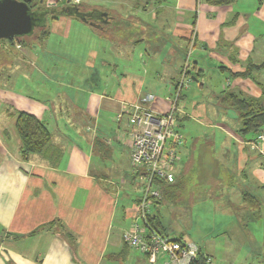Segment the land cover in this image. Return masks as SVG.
I'll return each instance as SVG.
<instances>
[{
    "label": "crops",
    "instance_id": "1",
    "mask_svg": "<svg viewBox=\"0 0 264 264\" xmlns=\"http://www.w3.org/2000/svg\"><path fill=\"white\" fill-rule=\"evenodd\" d=\"M106 1L101 6L84 3L87 21L76 15L51 17L48 35L58 33L63 43L70 42L55 54L71 65L50 62L39 49H10V61L0 64L5 71L0 77V264L167 262L165 256L150 262L140 251L124 248L123 232L140 222L135 210L141 180L130 164L127 117L116 115L135 104L165 111L188 50L191 80L178 102L175 129L181 132L186 120L193 119L202 129L190 130V139L197 135L217 155L204 160L184 143L186 159L177 158V167L175 162V182L190 172L203 177L207 169L204 179L222 189L217 166L226 162L238 184L233 186L236 199L227 195V202L217 206L216 213L223 216L215 223L213 239L188 241L210 257L209 264L225 258L229 264H264V258H252L264 251L251 245L243 249L246 242L264 240V200L258 197L257 211L242 201V192H250L246 184L257 186L264 199V139H257L264 136V125L255 136L239 135L237 111L220 100L229 92L259 97L264 89V0L226 5ZM62 2L65 10L73 6ZM229 108L234 111L230 116ZM17 111L45 123L50 140L43 151L22 156ZM205 128L214 131L213 140L202 136ZM126 173L136 191L131 203ZM176 197L174 191L166 199ZM235 252L239 259L232 258Z\"/></svg>",
    "mask_w": 264,
    "mask_h": 264
},
{
    "label": "built area",
    "instance_id": "2",
    "mask_svg": "<svg viewBox=\"0 0 264 264\" xmlns=\"http://www.w3.org/2000/svg\"><path fill=\"white\" fill-rule=\"evenodd\" d=\"M46 8H53L61 0H42ZM70 4L80 0H65ZM190 45L193 42L191 37ZM190 49V48H189ZM190 51L181 66L178 79L169 95L168 108L155 111L148 107L133 105L117 113L116 118L127 117L130 164L133 172L141 180V194L135 210L136 218L132 226L123 232V241L132 248L147 253L148 260L155 262L161 256L167 257L165 264H190L197 253V245L192 241L181 244L179 241L161 236L151 229L147 221L150 212V198L159 199L161 191L154 179L167 182L175 180L174 165L177 159V146L182 135L175 129L176 112L182 91L191 80ZM258 140H263L262 134Z\"/></svg>",
    "mask_w": 264,
    "mask_h": 264
},
{
    "label": "rangeland",
    "instance_id": "3",
    "mask_svg": "<svg viewBox=\"0 0 264 264\" xmlns=\"http://www.w3.org/2000/svg\"><path fill=\"white\" fill-rule=\"evenodd\" d=\"M62 1H65V0L59 1L57 6H55L54 8H49V10L53 9V10L60 11L63 8ZM80 2L81 3L83 2L82 5L79 7L80 11H83L82 9L87 8L85 7L84 3H86L87 5H97V6H101L103 4L108 5L107 4L108 2L106 0H80ZM81 3H77V4H81ZM39 6L45 7L43 1H40ZM108 8H111V7H108ZM51 17H52V14L49 12L46 13L42 17V22H43L42 25L43 24L45 25V27L43 26V28L47 29L48 31H49L48 26L51 25ZM38 33H40L39 28H37L35 30V33L27 39L33 40L36 34ZM37 41H41V39L39 38ZM37 41L29 42V43H32L31 46L29 47L21 46L16 41H13V43H7L5 41H0V64L10 61V58L12 57V55L9 58L5 54H3L2 53L3 49H16V51L17 50L22 51L23 49H39L40 50L39 52H41L39 54L40 57H43L49 60L50 62H57V63L64 62V63H67L68 65H71L70 59L60 58L58 57V54H55V52H58V46L64 45L66 47L70 44L69 41L63 43L62 39L58 37V33L51 32L48 36H46V38L43 39V41L40 42L41 44ZM34 45H36L37 47L33 48ZM139 46L142 47V45H139ZM37 61H40V59ZM208 63H211V61L209 60ZM209 71L211 73V69ZM4 72H5L4 70L0 71V77H4ZM212 74H214V72L211 73V75ZM190 76H191V73H190ZM210 88H212V86ZM227 111L229 113V116L230 114H234V111L231 108L227 109ZM112 119H113V115H112ZM184 125L182 126L180 130L181 131L180 133L182 135V140H181L182 142L181 144L177 146V158H179V160L181 159V156L183 157L185 156L184 154H182V150H181V147L184 143L185 145H187V148L189 146L190 149H195L196 152L202 153V158L204 160L209 159L210 156L214 157L217 155L216 152L214 151V147H211V148L209 147L208 149L207 144H205L206 143L205 140H203V142H205L204 144H202L203 142L200 143L201 141L200 139H198L197 135H194V139L192 138L190 139V136H191L190 130L196 129V131H200V129H202L198 123H196L193 119H189L188 121L186 120ZM205 129L207 131L206 132L207 134L202 135V136L203 137L208 136L211 138V140H213L212 138L215 136L213 133L214 131L212 129H210L211 131H209L207 128ZM250 134L252 136H255L256 133L252 132ZM185 145H183V147ZM193 145L194 147L192 148ZM200 145L201 147H199ZM184 159L186 158L184 157L182 161ZM176 161L178 162L177 159ZM182 161H180L179 163L182 164ZM177 162H176V167L178 165ZM225 164L226 166H224V164L222 166H217L219 169L218 178L221 180L222 189H220V186H218L217 189L215 190V188H213V186H211L210 183L204 179L205 174H207V169H206L202 173L203 177L196 176L194 172H190V174L187 175L186 180L180 181L183 183L181 184L180 188L176 190V196H177L176 201L168 200L166 198L163 199V203L159 205L158 209L160 210V213H161L162 226L165 228V232L168 235H181L183 236L184 239L186 238L187 240L190 239V240H194L197 242H198L199 236L204 238L203 240L205 242L213 239L212 234H214L213 229L215 228L214 227L215 223L216 224L220 223L221 216H223V214L216 213V211L220 212V208H217V206H222L223 203L227 202V200H225V197L227 195H229L228 200L234 201L236 199V194H235L236 192H235V189H233V186L238 187V184H236L235 182V180H237V177H235L234 179V177L230 175V171H231V168L233 169V166H231L230 163L225 162ZM124 178L126 182L125 188L128 190V193L131 194L128 200L129 203H131L132 199L136 195V191L133 190L131 184L129 183L130 178H129L128 173H126V176ZM230 180H233V182H231ZM138 188H139L138 195H140L141 187L138 186ZM245 188L249 190L250 192L254 193L257 197H259L261 201L264 200L262 192L259 191L257 186L246 184ZM215 194H218L219 197H216ZM235 205H238V204H235ZM151 211H154L153 208L151 209ZM241 220H244L243 221L244 224L247 221L245 216L240 217V221ZM258 222L261 224V220H258ZM228 223H229V220L226 222V224ZM236 223H237V220H236ZM249 224H252V221H249L247 225ZM237 231H238V228H237ZM263 241H264L263 238H259L258 244H249V242H246L245 243L246 245L243 247V249L249 248V246L251 245L255 249V251H264V245L262 244ZM232 258L239 259L238 253L235 252ZM252 258H254L255 260L262 259L264 258V254H262L261 256L253 255ZM226 261H227V258L224 259V262H219L216 264H229V262H226ZM233 264H240V262L235 261Z\"/></svg>",
    "mask_w": 264,
    "mask_h": 264
},
{
    "label": "trees",
    "instance_id": "4",
    "mask_svg": "<svg viewBox=\"0 0 264 264\" xmlns=\"http://www.w3.org/2000/svg\"><path fill=\"white\" fill-rule=\"evenodd\" d=\"M22 1L26 2L30 10H34V9L36 11L47 10L46 7L39 6L40 0H22ZM233 1L234 0H207L208 3L214 4V5H226V4L232 3ZM79 5L80 4H75L74 6L79 8L80 7ZM43 26L45 27L44 24L35 26L32 32L29 34L9 37V38H2L0 39V41H5L7 43H13V41H16L21 46L29 47L32 44L29 42L37 41L39 38L41 39V41H43V39L46 38V36L48 35V30L43 28ZM37 28H39L40 33L36 34L33 40L27 39L35 33V30ZM41 41H37V42L40 43ZM2 53L5 54L9 58L12 55L10 49H3ZM220 100L222 102L224 101V103L227 106L232 107L237 111L238 119L240 121V128L237 130L239 135H246L247 133H250V132L257 133L262 129L264 125V89H262V93L260 94L259 97L241 96L239 94L229 92L226 95L222 96ZM16 114L17 115H16V120H15V126H16V129L21 139L22 156L25 158L29 154L39 153L43 151L48 145L49 140H50V133L48 129L46 128L45 123L42 120H40L38 117H36L34 114H31L25 111H17ZM154 183L159 186V189L161 191V197L159 199H155L153 197L150 198L151 205H152L150 208V211L152 208L154 211L149 212L147 214L146 218H147L148 224L150 225L151 229L159 233L161 236L167 237L169 239H174L176 241H179L181 244H184V242L188 240L186 238L184 239L183 236L168 235L165 232V228L162 226V222H161V213H160V210L158 209L159 205L163 203V199H165L169 193L172 195L173 192L177 190L176 188H178V184L180 182L177 183L175 182V180L173 182H167L163 179L155 178ZM139 196L136 199V207L139 201ZM242 201H243V204L252 211L254 210L257 211L258 208L260 207L259 198L256 195L248 191L242 192ZM49 224L50 223L44 224L38 227L37 229L33 230L31 233H34L37 230L48 228ZM128 247L132 248L124 242V248H126L127 250ZM197 247L198 249H197L196 256L194 259H192L190 264H209L210 257L201 253L198 245ZM123 249L120 251L119 254H122L124 256L125 251ZM140 252L145 257H147V253L142 252V251ZM121 264H123V260Z\"/></svg>",
    "mask_w": 264,
    "mask_h": 264
},
{
    "label": "water",
    "instance_id": "5",
    "mask_svg": "<svg viewBox=\"0 0 264 264\" xmlns=\"http://www.w3.org/2000/svg\"><path fill=\"white\" fill-rule=\"evenodd\" d=\"M48 12L52 16L58 14L76 15L83 21L88 20V13L80 11L74 5L67 10L62 8L60 11L47 8L43 13H40L41 18L38 19L35 11L30 10L26 2L22 0H0V39L31 33L35 26L42 25V17Z\"/></svg>",
    "mask_w": 264,
    "mask_h": 264
},
{
    "label": "flooded vegetation",
    "instance_id": "6",
    "mask_svg": "<svg viewBox=\"0 0 264 264\" xmlns=\"http://www.w3.org/2000/svg\"><path fill=\"white\" fill-rule=\"evenodd\" d=\"M32 11H35L36 15L38 16V17H37L38 19L41 18V17H40V13H43L42 10H38V11H36V10L34 9V10H32Z\"/></svg>",
    "mask_w": 264,
    "mask_h": 264
},
{
    "label": "clouds",
    "instance_id": "7",
    "mask_svg": "<svg viewBox=\"0 0 264 264\" xmlns=\"http://www.w3.org/2000/svg\"><path fill=\"white\" fill-rule=\"evenodd\" d=\"M74 5V4H73Z\"/></svg>",
    "mask_w": 264,
    "mask_h": 264
}]
</instances>
